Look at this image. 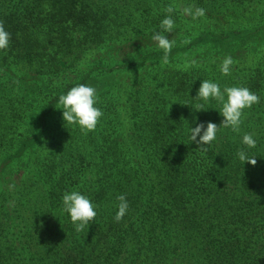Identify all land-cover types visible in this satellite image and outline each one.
I'll list each match as a JSON object with an SVG mask.
<instances>
[{"label":"trees","instance_id":"1","mask_svg":"<svg viewBox=\"0 0 264 264\" xmlns=\"http://www.w3.org/2000/svg\"><path fill=\"white\" fill-rule=\"evenodd\" d=\"M167 15L166 54L152 36ZM0 23V264H264V0H0ZM202 80L260 96L206 153L189 129L223 117L195 97ZM81 83L103 111L94 131L62 116ZM73 190L97 205L80 231Z\"/></svg>","mask_w":264,"mask_h":264},{"label":"clouds","instance_id":"2","mask_svg":"<svg viewBox=\"0 0 264 264\" xmlns=\"http://www.w3.org/2000/svg\"><path fill=\"white\" fill-rule=\"evenodd\" d=\"M173 11L174 9L171 6L167 8L168 13H172ZM184 11L194 20L206 14L204 8H195V10L186 8ZM174 27L175 20L171 15H167L161 21L163 33L157 31L152 36L153 40L158 43V47L163 49L166 54L171 51L173 41L165 33H171ZM10 40L11 33L5 29L3 23H0V50L7 49ZM233 63L234 61L231 56L225 57L221 63V72L225 75L230 74ZM195 97L205 102L215 99L222 105L219 109L223 117L220 126L209 121L206 126L205 123L201 122L196 124L195 127L191 126L189 129L191 142H195L201 151L205 153L212 142L217 139V133L221 126L225 128L230 127L233 131H238L242 123L244 109L251 108L260 101V96L245 86L225 87L222 89L218 83L211 80H202ZM97 101L98 93L94 86L81 83L71 87L66 94L59 97L64 121L78 125L84 132L94 131L100 118L103 116V111L96 106ZM200 109H204L203 104L196 106V110ZM242 144L248 148H254L256 147L257 139L248 133L243 136ZM237 156L243 164L246 161L252 164L256 163L255 157H250L244 149H241L237 153ZM117 199L119 200V204L115 219L120 221L129 210V202L124 194L119 195ZM62 202L64 211L69 214L71 221L76 225L78 231L82 230L85 226H89L97 216V205L90 197L79 191H66L62 196Z\"/></svg>","mask_w":264,"mask_h":264}]
</instances>
